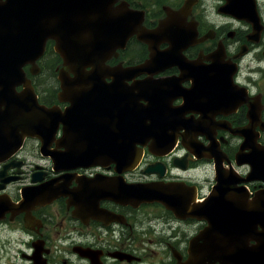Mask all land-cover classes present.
Here are the masks:
<instances>
[{
    "label": "flooded vegetation",
    "instance_id": "flooded-vegetation-1",
    "mask_svg": "<svg viewBox=\"0 0 264 264\" xmlns=\"http://www.w3.org/2000/svg\"><path fill=\"white\" fill-rule=\"evenodd\" d=\"M195 1L190 14L176 20L185 29L188 25V38L180 44L185 47L183 64L189 63V69L177 63L156 65L159 73L142 74L128 82L131 87L136 81H166L165 91L162 87L149 90L153 85L147 84L140 104L142 108L149 105V99L155 105L160 102L167 107L169 118L168 126L160 129H165L162 137L157 136L160 142L149 137L136 146L134 164H130L133 154L125 161L128 164L111 161L112 153L118 152L106 136H120L122 127L106 113L91 119L93 132L108 142L98 152V164L59 169L56 156L78 154L83 147L79 133L64 123L57 127L46 153L41 140L27 137L19 150L11 149L0 158V264H22L20 259L23 264L185 263L192 257V246L208 247L209 243H199L197 238L211 224L197 218L202 214L197 209L217 198L214 193L220 173L230 178L231 188L221 199L242 210L245 203L250 209L260 208L264 173H254L249 161L256 156L262 163L258 158L261 154L264 158V0H213L210 8L215 18L210 21L199 7L202 0ZM121 2H127L130 10L143 12L142 26L149 30L166 17L165 11L158 17L133 0H119L116 6ZM235 4L239 5L234 8ZM182 6L175 3L171 7L181 14ZM169 48L167 42H160V51ZM50 54L41 62V72L47 70L45 58H55ZM149 56L148 45L133 37L106 66L130 68L145 63ZM63 63L61 59L54 66L58 85L46 94L35 82L37 76L32 81L41 104L65 113L70 103L60 101ZM101 87L110 91L86 93L90 102H115L112 87ZM23 90L22 86L17 89ZM159 92L164 97L157 100ZM126 95L132 98L131 93ZM65 99L72 96L65 94ZM140 134L143 138L144 130ZM135 184L173 189L182 206L178 214L185 218L158 201L135 207L127 197L118 196L122 187ZM238 189L244 191L243 199L235 194ZM28 191L33 192V202L26 204L24 193ZM254 224L250 223L252 237L238 235L225 247H259L255 235L263 229ZM166 231L171 234L152 239L165 236Z\"/></svg>",
    "mask_w": 264,
    "mask_h": 264
},
{
    "label": "water",
    "instance_id": "water-1",
    "mask_svg": "<svg viewBox=\"0 0 264 264\" xmlns=\"http://www.w3.org/2000/svg\"><path fill=\"white\" fill-rule=\"evenodd\" d=\"M118 1L0 0V158L11 149L19 150L27 137L41 140L42 149L46 153L57 127L64 123L79 133L77 138L83 147L81 153L66 152L62 156H56L59 169L66 168L67 165L76 167L83 163L98 164V152L108 142L104 136L99 137L93 132L95 123L91 119L105 113L116 118L118 127H122L120 136H106L116 144L115 149L118 152L112 153L111 161L128 164L125 161L133 154L134 159L130 164H134L138 156L135 152L136 146L143 144L149 137L157 140V143L160 142L157 136L162 137L165 129H160L167 125L169 119L165 109L167 107L161 106L160 102L155 105L149 99V105L141 108L140 100L147 84L153 85L149 90L162 87L161 90L165 91L163 83L166 81H136L131 87L128 82L142 74L159 73L154 69L156 65L177 63L178 66L189 69V63L183 64L185 60L182 51L185 47L180 44L188 38V25L185 29L176 20L181 14H190L196 1H186L179 12L181 14L167 7V18L154 30L142 26L143 12L130 10L126 2L116 6ZM237 5L239 4H235L234 8ZM134 36L148 45L150 59L130 68H108L107 61L114 55L117 57L118 50L125 49ZM50 41L55 42V51L64 62L59 80L62 88L60 101L70 103L65 113L59 107L49 109L40 105L31 80L25 72V68L31 66V74L39 73L38 61L44 56ZM162 41L170 44L166 51L159 50ZM108 79L111 82H106ZM105 84L110 85L112 91L116 92L117 97L113 100L115 102L101 105L95 103L94 99L90 102L86 93L109 92L110 89L101 87ZM21 86L24 90L18 92L17 89ZM128 92L132 95L131 99H127ZM65 94L72 96V99H65ZM159 94L160 92L155 94V98L159 96L157 100L164 97ZM84 127H88L89 131L83 130ZM143 130L145 136L142 138L140 132ZM259 157L262 163L258 162L256 156L249 161L254 173H264V158L262 154ZM129 168L133 169L135 166ZM217 179L218 190L214 193L217 198L209 205L203 204L202 208L197 209L198 213L200 211L203 214H198L197 218L208 219L211 224L197 238L199 243H209L208 247L192 246V257L180 264H264V202H260L259 209H250L247 203L243 210L234 207L229 201L221 199L227 194V190L231 191L227 180L230 178L226 179L220 173ZM225 185L227 187L224 188ZM174 194L173 189H157L140 184L124 186L118 192V196L127 197V202L132 206L158 201L177 216L185 218L178 214L182 206L180 199L174 197ZM235 194L240 196L239 199L245 196L243 190ZM24 196L26 204L33 202V192H25ZM253 222L260 224L263 229L260 234L255 235L259 247H225L233 244L232 241H236L238 235L249 237L252 230L250 223Z\"/></svg>",
    "mask_w": 264,
    "mask_h": 264
},
{
    "label": "rangeland",
    "instance_id": "rangeland-1",
    "mask_svg": "<svg viewBox=\"0 0 264 264\" xmlns=\"http://www.w3.org/2000/svg\"><path fill=\"white\" fill-rule=\"evenodd\" d=\"M134 2H136L138 4L142 3L143 6H147L149 7V9L151 10V12H153L154 14H157L158 17H161L163 15V9L162 7L164 6H175L176 4L182 5L184 3V0H133ZM215 4V2L213 0H202L201 4H199L200 9H202V11H205L207 14V19L208 21L212 20L213 18H215L214 14L215 12L210 8V5ZM136 59H139L140 56H138L137 53L135 52H131ZM56 59H54L53 57H49V58H45L44 60V64L46 65L47 70H43V72H41L35 79V82L41 86V89L46 92L51 91L54 87H56L58 85V82L56 80L55 74L53 73V65L55 64ZM159 213V212H158ZM140 213H138V215H140ZM171 231H166L165 236H161V235H157L153 238H160V237H167V235H170ZM24 247H21V250H23ZM156 249V248H155ZM161 262V260H159ZM20 262L23 264L22 259H20Z\"/></svg>",
    "mask_w": 264,
    "mask_h": 264
},
{
    "label": "trees",
    "instance_id": "trees-1",
    "mask_svg": "<svg viewBox=\"0 0 264 264\" xmlns=\"http://www.w3.org/2000/svg\"><path fill=\"white\" fill-rule=\"evenodd\" d=\"M50 55H51V56H55L54 59H56V62H55V64L53 65V68H54V66H55L56 64H58V63L61 62V58L59 57V55L57 56V55L55 54L54 51H51V54H50ZM42 70H44V69L42 68Z\"/></svg>",
    "mask_w": 264,
    "mask_h": 264
}]
</instances>
